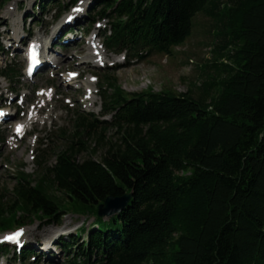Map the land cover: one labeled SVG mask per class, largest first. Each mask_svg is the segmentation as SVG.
I'll list each match as a JSON object with an SVG mask.
<instances>
[{"label":"trees","instance_id":"obj_1","mask_svg":"<svg viewBox=\"0 0 264 264\" xmlns=\"http://www.w3.org/2000/svg\"><path fill=\"white\" fill-rule=\"evenodd\" d=\"M56 1L40 0L37 9ZM94 6L87 21H107L104 47L133 57L169 54L203 13L221 42L210 63L214 75L197 96L128 93L105 70L98 117L75 109L70 142L53 164L39 140L40 169L27 173L21 166L9 191L0 190V232L26 221L58 225L69 212L89 214V230L57 243L73 250L66 264H264V0H96ZM16 74V63L0 66V77ZM108 129L117 140L101 159H77L87 148L84 134L103 141ZM127 193L121 212L98 215L106 197ZM33 251L26 245L15 257Z\"/></svg>","mask_w":264,"mask_h":264},{"label":"rangeland","instance_id":"obj_2","mask_svg":"<svg viewBox=\"0 0 264 264\" xmlns=\"http://www.w3.org/2000/svg\"><path fill=\"white\" fill-rule=\"evenodd\" d=\"M39 1L8 0L0 6V34L4 47V53H0V65L11 62L21 67V74H16L11 80L0 77V105L15 115L14 121L9 120L0 126V190L9 191L21 166L27 173H36L40 169L34 162L39 140L50 148L48 165L53 164L55 155L70 142L67 138L70 139L74 131L71 118L75 109L98 117V86L102 83L105 70L128 93L145 90L179 93L190 90L192 95L197 96L199 85L214 75L210 63L214 50L221 43L213 35L216 32L213 20L197 13L190 36L183 44L172 47L169 54H144L141 57L115 54L100 44L107 21L97 20L89 25L84 19V13L88 7L94 6L95 0H80L82 9L69 24H64L65 17L75 10L77 4L70 7V0H57L45 10H39ZM75 23H83L88 32H81L80 25L77 28ZM15 28L19 29L18 37L13 33ZM36 36L48 41L44 51L48 60L42 69L44 72L30 80L24 75L22 55L27 42ZM68 36L72 41L64 46L58 45V39ZM54 38L58 39L51 43ZM90 39L104 56L97 63L89 58L92 52ZM70 72L78 73V78L69 80L67 76ZM70 83L75 87H71ZM11 100L14 102L9 104ZM41 105L42 109L38 110ZM29 114L33 116V122L27 120ZM109 118L103 117L106 120ZM17 122L24 125L22 137L14 133ZM63 130L65 135L62 136ZM83 139L87 148L77 152V159L92 157L99 160L109 141L117 140V135L113 129H108L103 141L93 132L84 134ZM92 221V215L71 212L66 213L58 225L45 220L26 221L22 226L24 239L33 244V256L21 263L14 259L11 248H8V252H0V264H66L73 250L67 252L56 244L59 235L67 238L79 233L81 227L89 230ZM9 230L0 232V240L3 233ZM80 239L84 240V234ZM36 242H41V247L46 246L47 252L39 253L41 249L37 248Z\"/></svg>","mask_w":264,"mask_h":264},{"label":"water","instance_id":"obj_3","mask_svg":"<svg viewBox=\"0 0 264 264\" xmlns=\"http://www.w3.org/2000/svg\"><path fill=\"white\" fill-rule=\"evenodd\" d=\"M130 196V193H127L119 197H106V199H104V201L97 207L98 215L100 217H108L121 212L127 206Z\"/></svg>","mask_w":264,"mask_h":264},{"label":"bare ground","instance_id":"obj_4","mask_svg":"<svg viewBox=\"0 0 264 264\" xmlns=\"http://www.w3.org/2000/svg\"><path fill=\"white\" fill-rule=\"evenodd\" d=\"M13 33L15 34V36L18 37L19 29L18 28H15L14 31H13ZM52 33H55V30H52ZM47 43H48L47 41L40 40V38L38 36H36L32 40V42L30 44L34 45L41 52L43 49L46 48ZM92 47H93L94 50H92V53L89 55V58H91V60H94L95 62H97L99 59L100 60L103 59L104 56H102V53L98 50L97 46H95V43H93V42H92ZM43 61L46 62L47 59L44 58V57H42L41 62H43ZM42 107L43 106L41 105L38 110L42 109ZM32 118H33V116L30 115V116L27 117V120L33 122V119ZM16 125H21L22 126V124H20V123H16ZM15 126H14V128H15Z\"/></svg>","mask_w":264,"mask_h":264},{"label":"snow or ice","instance_id":"obj_5","mask_svg":"<svg viewBox=\"0 0 264 264\" xmlns=\"http://www.w3.org/2000/svg\"><path fill=\"white\" fill-rule=\"evenodd\" d=\"M32 59H35V53L33 52L32 53ZM0 115H2V113H0ZM20 127L21 126H17V131L20 130ZM23 234V230L20 229V230H17L15 233H12L10 235H6L4 237H2L3 240H6V241H18L19 237Z\"/></svg>","mask_w":264,"mask_h":264}]
</instances>
